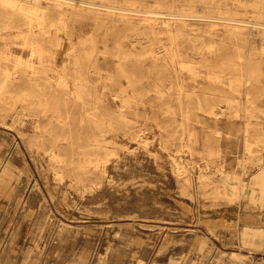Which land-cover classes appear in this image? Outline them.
Masks as SVG:
<instances>
[{
	"label": "rangeland",
	"instance_id": "rangeland-1",
	"mask_svg": "<svg viewBox=\"0 0 264 264\" xmlns=\"http://www.w3.org/2000/svg\"><path fill=\"white\" fill-rule=\"evenodd\" d=\"M10 1L0 0V70L17 78L8 91H47V68L59 90L74 60L80 70L65 73L85 86L66 78L54 119L0 100V264H264V194L249 185L264 169V0H82L96 6L80 19L66 16L79 0H38L44 17L31 32ZM151 23L163 28L153 35ZM182 25L188 38L175 37ZM49 119L69 128L64 168L52 165L47 142L44 153L32 142ZM71 141L100 158L97 173L77 169ZM223 177L239 180L235 199Z\"/></svg>",
	"mask_w": 264,
	"mask_h": 264
},
{
	"label": "bare ground",
	"instance_id": "bare-ground-1",
	"mask_svg": "<svg viewBox=\"0 0 264 264\" xmlns=\"http://www.w3.org/2000/svg\"><path fill=\"white\" fill-rule=\"evenodd\" d=\"M174 1L175 0H173V2ZM178 1H181V0H178ZM183 1L193 2L194 0H183ZM199 1L200 2H207V1H211V0H199ZM37 3H38V0H11L9 3L10 8L17 9L18 11L23 12V14L25 16L29 17L28 21L25 23V25L29 29L28 30L29 32H31L30 27H31L32 22H33V20H32L33 17H35V23L38 26H40L42 24V19L44 17V14H38L37 10H39V7H38ZM78 3L83 5L84 7L76 8V9H74V11L67 13L66 16L69 17V15H71L75 19L86 18L89 14L93 13V11H91V7L96 6L94 4H91L89 2L82 1V0H79ZM67 4H68V2H67ZM75 5H77V3H73V6H75ZM173 5L174 4H172V6ZM259 5L264 6V4L260 3V1H259ZM53 6L56 7L55 5H53ZM106 9H110V8H106ZM99 10H101V9H99ZM6 19H8V17ZM1 24H4L3 20L1 22ZM182 26H180V27L176 26L174 28V30L176 32L175 37H179L181 39L188 38L190 34L186 32V30L184 29V25H182ZM157 27H160L161 29L163 28L162 25H159L157 23H151V24H148L147 30L151 34L154 35ZM164 28L168 30L170 38L174 37V35L171 32L172 28L166 27V26H164ZM17 30L21 31V27H18ZM230 33H232V34L240 33V30L239 29H231ZM249 33H251V31ZM130 38L132 39V41L137 42V43H139V41L141 39H143L142 37H140L138 35L137 36H130L129 39ZM132 41H131V43H134ZM159 50H160L159 47H155V48H153V50L151 49V52L158 55ZM166 53H167V56L170 58V63L172 65L176 62L177 58H180V53L178 52V48H176V47L171 46L168 50H166ZM37 55L41 56L42 52H40V51L37 52ZM186 56L193 57V54L187 53ZM119 57L122 59H126V54L122 53ZM180 61L181 60H178V63H180ZM79 64L80 63L78 62V60H74L73 62H71V64L69 66L64 67V69L62 71V77L58 81V87H59L58 89L59 90H57V88L53 87V85L51 84V79H52L54 72H55L54 69L47 68L45 70V72L46 73L49 72V75H47V77L42 78V79L45 82V85L48 87V89H47V91H44V89H41V92L38 95H33V93L29 90H22L20 92L19 96H16L14 91H8V89L11 86H14L13 84L17 81V78H16V76L10 75L7 69H1L0 72L3 74L5 79L3 80L4 82L0 83V100L7 101L5 103L9 104V106H10V104L13 105V103H16L17 101L25 102L26 104H28V106L35 105L41 109L43 116H47L46 114L48 112H51L52 113L51 119H54L55 115L58 111L59 106L64 103V100H65L64 97L70 94L69 93V87L70 86H68L66 78H69L72 80L73 88L80 90L85 86V82H83L82 78L77 79V78L72 77L70 75H67L65 73L66 70H70L71 68L74 69L75 72L80 70ZM170 68H171V66H170ZM185 69H187V71H189L193 75L195 74L194 69H192V68H185ZM170 70L174 74H176L175 69L172 70V68H171ZM121 72L124 73L123 70H121ZM248 78L245 77V79L243 80L242 83L245 84L244 86H247V83L249 81ZM240 82H241V78L239 80L237 79L235 81V86L236 87L240 86L241 85ZM33 84L37 85L36 82H34ZM247 95L248 94L246 93V96ZM237 102L238 101L236 100V97L227 98V100H225V103H226L228 108H234L237 105ZM259 112L262 114L264 113L263 111H259ZM211 114H214V112H211ZM51 119H49L46 123L40 124L38 122V124L35 125V130H34L35 132L32 136L33 141L32 140L31 141L39 149V151H41V153L45 152L43 150V147H44L45 142H47L46 144L48 145V147H45V149H48V156H49L50 161H52V165L54 163H57L59 168H64L65 166H67L68 160L64 156H62L60 153L63 150L61 143L67 141V137L65 135L67 133H69V128H68L67 124L60 119L57 120L59 125L57 127H55L53 125ZM246 134H247V132L245 131L244 136ZM257 143H258V145L259 144L261 145L260 141H257ZM66 147H70L72 149L71 154L74 153V154L78 155L79 162L77 165V169H79V171H82L86 167L85 170L94 171L97 173V171L100 169L99 163L101 161H100L99 157H97V156H84L81 152V149H78V150L74 149V143L72 141L69 142V144H67ZM244 148L248 151L251 150V147L248 146L245 141H244ZM7 167H8L7 163H5V164L0 163V178L4 175ZM20 172H18L16 174V176L12 180L8 181L6 183V185L4 186V189L2 191L4 198L10 196L15 191L16 185L18 184V182L20 180ZM243 172H245V171H243ZM249 172H251V170ZM199 178L201 180H207V177L204 175H201ZM219 182L221 185V189H223V192L226 193L230 199H235L236 194L238 192V189L240 187L239 180L237 178L223 177V178L219 179ZM249 185L252 186V192H251L252 195H254L256 193L255 187H260L261 190L259 192L264 194V192H263V190H264V169L261 170L258 174H256L253 177V179L251 180V183ZM242 193H243V191H242ZM19 201H20V198L18 197L16 203H18Z\"/></svg>",
	"mask_w": 264,
	"mask_h": 264
}]
</instances>
